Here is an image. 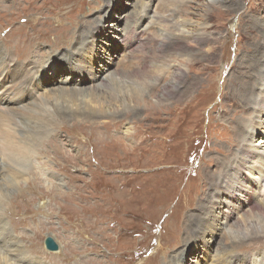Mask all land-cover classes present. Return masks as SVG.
<instances>
[{"label":"rangeland","instance_id":"rangeland-1","mask_svg":"<svg viewBox=\"0 0 264 264\" xmlns=\"http://www.w3.org/2000/svg\"><path fill=\"white\" fill-rule=\"evenodd\" d=\"M33 1L15 0L14 5L13 0H0V42L15 60L17 51H24L18 40L29 31L27 27L44 20L39 11L42 0L35 1V9L31 5ZM238 2L216 0L206 7V0H192L181 5L182 10L175 13V19L184 23V31L192 28L191 33L198 35L201 43L182 44L177 39L180 34L174 32L169 43L175 53L167 47L164 54L167 56L171 52L177 59L172 60L173 63L165 62L157 82L150 77L144 78L152 88L143 101L136 102L132 98L137 82H142L143 77H125L117 90L121 92H115L119 102L111 100V111L96 117V123H90L87 117L78 123L47 126L48 131H55V139L59 137L57 129L60 127L80 136L70 139L64 132L60 133L57 163L41 157L40 164L47 174L40 177L41 182L28 185L29 180H37L36 171L29 172L28 178L13 180L17 185L13 187L0 176V186L7 194L4 203L7 209L20 202L23 208L27 205L23 211H9L6 215L8 226L20 229L16 232L11 228L12 236L21 240L23 234L26 240H21V245L33 248V252L34 246H38L43 253L38 260L43 264H63L64 256L59 252L73 246L80 249L82 242L88 241L84 235L71 238L69 245L65 242L75 232L70 226L68 210L75 211L78 206L91 208L95 216L101 214L104 218L95 236L96 239L103 236V240L97 241L95 248L84 256L106 260L107 264H164V261H170L169 264L178 261L179 264H217L222 253L230 249L219 246L225 243L224 235L229 230L248 224L249 229L254 226L264 231V215L259 209L264 205V115L258 114L261 107L256 111L248 103L249 97L237 90L239 84L246 89L257 79L264 88V57L260 58L264 56V0H240L239 8ZM164 3L171 5L167 0H78V10L76 3L68 13L64 9L59 14H65V18L53 21V25H63L68 30L62 33L68 42L58 50L47 43L51 51L38 60L39 70H44L46 75L45 78L40 73L37 76L47 78L43 90L67 85L63 81L72 73L63 69L71 59L65 53L76 47L82 52L80 61L84 58L83 65L89 74L70 76L73 81L67 82L69 89L74 84L88 88L94 83L89 81L90 75L98 77L99 84L115 70L143 69L145 63L152 61L145 54L152 45L148 43L150 47L142 49L141 34L131 39L123 37L120 31L127 24L140 20V30L153 28L159 35L166 34L153 14L159 5L162 10ZM166 6L163 11L167 10ZM168 9L173 10L172 7ZM197 13L202 14V18ZM237 15H240L235 25L238 35L230 25L224 26L230 20L234 25L233 17ZM38 51L35 45L30 57L40 56ZM138 51L140 59L133 57ZM54 59L58 67L51 66ZM225 62L226 67L222 69ZM177 63L182 72L177 83L179 94L163 97L162 88H168ZM260 69L263 72L259 74ZM77 70L82 71V68L77 66ZM100 70L102 72L97 74ZM226 70L227 74L223 72ZM0 84L5 86L6 82L0 81ZM125 90L128 92L124 93ZM253 94L257 101L260 91L254 89ZM123 104L130 109L122 108L126 106ZM118 112L120 115H115ZM96 124L108 130V142L88 139L87 133H81L83 127ZM50 135L43 138L37 150L52 151L48 143L53 138ZM151 150L158 152L149 153ZM243 150H249L251 157L246 155L241 161ZM134 164L144 168H136ZM238 164L241 166L238 171L230 168ZM3 172L0 168V173ZM228 172L227 186L211 183L213 177ZM19 195H23L21 200ZM206 215L212 216L211 219L206 220ZM194 216L201 217V222L213 221L214 231L197 235ZM38 220L46 227L39 229ZM88 229L92 231L93 227L88 226ZM187 231L194 233L189 237ZM187 235L188 240H185ZM246 235L250 238L249 233ZM46 238L57 245L56 252L46 250ZM260 239L231 249L250 262L264 264V237ZM256 253L259 255L255 256Z\"/></svg>","mask_w":264,"mask_h":264},{"label":"bare ground","instance_id":"bare-ground-1","mask_svg":"<svg viewBox=\"0 0 264 264\" xmlns=\"http://www.w3.org/2000/svg\"><path fill=\"white\" fill-rule=\"evenodd\" d=\"M35 1L38 2L39 0H34L31 3L33 9L36 8L34 6ZM167 1L168 2L170 1L171 5H169V3L168 4L164 3L162 10H161V5H159V7L153 13L154 16L156 17L155 22H157V25L160 28L164 29L166 34L159 35L157 31H154L153 28H151L148 29L149 34L147 35L148 30L147 31L142 29L140 30V24L138 23L140 22V20L135 21L133 24H127L125 28L122 31H120V34L123 37L131 38V39L136 37L138 38L139 34H141L140 40L142 43L141 44L142 49H144L145 47L146 49L150 47L149 44L152 45L150 48H148L149 51H147V53L143 52V54L144 53L146 54L148 59L152 58V61L149 62L148 64L145 63L146 65L144 64V61H142V64H144L143 69L136 68L135 70H131V71L123 70V69L115 70L113 73H110L109 76L106 77L104 82H100L99 84L96 82L98 77L96 78L95 75H90L89 81L94 83H90V85L87 86L88 88L80 87L75 84L72 85L71 89H69L70 87L68 88L67 82L69 81L71 83L73 81L70 78V76L72 77L74 76V74L75 75L89 74V71L85 70L86 67L83 65L84 58L82 59V61H80L81 60L80 58L82 57L80 56V54H82V52L81 50L78 51L77 47L76 49H74L75 51L73 50L65 53V55L71 57V59L70 62L68 63V67H63V69L72 73L63 81V83L67 84L66 86H59L52 89L50 88L49 90L48 89L43 90V85L47 84V80H46L47 78L41 79V75L44 77L46 73H44V70H39L40 64L38 62V60L44 58L45 54L51 51V47L53 49L58 50L61 45L68 42L67 37L62 36V33L66 34L68 33V30L64 28L63 25H58V26L53 25V21H57L58 19L65 18V14L63 16H60L59 13H61L64 9L66 10V13H68V10L71 8V5L73 3H76V10H78L77 9L78 0H65V2H62L61 0H42V3L39 7V11L40 13L43 14L44 20L42 22H37L32 25L29 23L30 25L27 27L29 31L24 35L23 38L18 40V44L23 46L24 51L23 52H21L20 50L17 51L18 54L17 60H15L12 57L11 53L7 52V49L2 48L0 42V81L2 83L6 82L5 86L0 84V160H2L0 164V168H1V172L4 171L3 174L0 173V176H2V179H4L5 182H8V185L10 187L17 186L15 183H12L13 180H16L18 178H22V179L28 178L29 172H34V171H36L38 175L37 180L35 179L29 180L28 185L34 186L37 183L41 182L40 177L46 174V172L43 171V168L40 164L41 157L50 159L51 161H55L57 163V157L60 155V152L57 149L58 147L57 140L60 137V133L64 132L65 135L70 139H76L80 136L75 133H70L64 127H60V130L57 129V135L59 137L55 139V136H53L55 134V131L54 130L48 131L47 129L49 127L47 126L52 127L55 124H57V126H61L67 123L70 124L71 122L78 123L85 121L87 117H90L88 118V121L90 120L92 121L90 123H96L97 122L95 121L96 117L104 116L106 113L111 111V105H109V102L111 100L115 102H119V97L115 98L116 96L115 92L117 93L121 92L117 90L121 87V83L122 81H124L125 77L131 79L134 78L138 79L140 77H143L142 82H137L138 86L135 87L136 91L132 95L133 100H135L136 102L143 101V98L145 97L146 93L149 92L150 89L152 88L151 84H149L147 80H144V78L150 77L157 82V76L158 75L160 76L164 71L163 65L165 64V62L168 63V62H172V60L174 59H177L175 58L176 56H171L172 55L171 52L175 53V50L173 49V47H171L173 45L169 43L170 41H172L170 39L171 36L173 37L174 32L180 34L178 36L181 37L177 39H179L180 42H182V44L185 43L187 46H190L191 44L198 45L199 42L201 43L198 35L193 34V32L191 33L190 30L192 28L188 31L185 30L187 31L185 32L183 27L184 23L182 25V22H179V20L175 19L176 16L175 13L182 10L180 8L181 5L187 4L188 2H192V0H167ZM206 1L207 4H204V6L208 7V5H211L212 1H216V0H206ZM13 4L15 5V0H13ZM166 5L172 7L173 10L170 11L168 9L169 7H167ZM165 6L167 10L163 11ZM240 6L241 3L239 0L238 8ZM146 10H149V7H146ZM247 10L245 11V13L247 12ZM237 12L239 11H236L235 13ZM197 14L199 18H202V14L201 15L199 13ZM57 16L59 18H57ZM239 16L240 15L233 17V19L236 20V23L234 25L233 23L232 24L230 23L231 20L224 25V26L230 25V27L234 28V32L237 35H238V33H236L237 27L235 25L238 23L237 20ZM89 27L91 26L89 25ZM47 43H49L51 47L48 46ZM35 45H37V50H40L38 51L40 56L31 58L30 57L31 50ZM167 47L172 49L171 52H168L169 56L168 54L167 56H165L164 54ZM256 54H258V52L255 53L254 56H256ZM90 57L92 60L95 59L94 56H90ZM133 57L136 59H140L139 51L137 56H133ZM257 57L258 56H256V60ZM261 57L264 56H260V58ZM260 58L258 59L259 61ZM159 59L162 61L159 62ZM165 59L166 61H164ZM46 62H48V58ZM174 63L176 64V60L174 61ZM225 64L226 62L221 66H224ZM233 64L234 63H232V65ZM178 65H179L178 63L176 67L174 65V70L171 73L172 79L168 88L167 89L162 88L161 95L163 97H165L164 95L173 96L175 92L178 93L179 86H177V83L179 82V79L182 76V72L180 71ZM51 66L58 67L57 59H54ZM77 66L81 67L83 72L78 71ZM225 67L226 66L222 67V69ZM49 69L51 71L53 70V68H49ZM227 70L223 72L227 74ZM53 72H55V70H53ZM101 72L102 70H100L97 74H100ZM151 72L153 73L152 75H150ZM262 72H263L262 69H260L259 74ZM9 73H11L10 77L8 76ZM39 73L41 74L40 78L37 76ZM229 75L230 73L228 74V76ZM239 85L241 87L240 86L237 87L238 93L241 91L244 93V94L242 93L243 95L248 96L249 97L248 103H250L251 106L255 108L256 111L258 110L259 107H261L259 108L261 111L258 112V114L264 115V88L262 87L263 85L261 81L257 79L256 81H254L253 86L248 85V88L246 89H244L242 84ZM254 89H258L260 91L257 101L254 98L255 96L253 94ZM42 91L45 92L40 93ZM126 92L128 91L125 90L124 93ZM143 93L144 95H142ZM37 94L38 96L36 98ZM252 96L253 98H251ZM106 100L109 101L107 102ZM128 107L129 106L126 105L125 107L122 108L129 110L130 108ZM115 115H120V113L118 112ZM79 118L82 119L79 120ZM246 128L249 129L248 126H246ZM49 133L51 134L50 136L53 137L52 139L50 138V141L48 142L49 146L52 148V151L50 152L43 149L37 150L36 148L43 144V138L46 137ZM81 133H87L86 135L88 139L98 140L102 142H108L109 140L108 130L104 128V126H102L101 124H96L95 127H87V126L83 127ZM232 142L234 143L235 141ZM148 152L152 154H156L158 150H151ZM242 152L244 153L245 156L243 154L240 156L242 160L239 157L241 161H243L246 158V155L248 157H251V153L249 152V150L246 151L243 150ZM140 156H142V154H140ZM134 167L144 168L143 166L140 167L137 164H134ZM240 167H241L240 164L235 166L234 165L230 166L231 169H236L237 171ZM229 175L230 173L228 172L226 175L223 174L220 176H215L216 182L213 181L215 180L213 177L211 179V183H213V185L215 183L216 185L220 184V187H223L224 185L227 186L228 181L226 179ZM31 191L34 192L33 189H31ZM232 191L234 190L232 189ZM230 196L233 197L232 195ZM18 197L19 200H21L23 195H19ZM6 200H7V194L0 186V264H43L41 260H38L43 256V253L39 249V247L34 246L35 251L33 252V248H27L26 246L25 247L22 246L21 240H26L25 236L22 234L20 236L21 240H19L18 236H17L18 240L15 239L12 236L11 228L14 229L16 232H18L20 229H17L15 227H9L8 226L9 223L6 219V215L7 213H9V211H12L13 213H16L17 210L23 211L26 209L27 205L23 208L22 203L20 202L18 205H14V206L10 205V209H7V207L4 205ZM54 201L57 202V199H55ZM5 207L7 210L5 209ZM259 209L261 213L264 215L263 204L259 206ZM75 211L73 209L68 210L67 216H69L71 218L70 220L72 221L70 226L75 229V232L71 236H69L68 239L66 238L65 242H67L69 245L71 238H81L84 235H87L88 241H83L80 249L74 246L71 248L70 246H68L70 250L64 251L63 249L62 252H59L60 255L64 256L63 264H90V263L107 264L106 260H97L90 258L86 259V256H84L86 252L93 250L95 248L97 241L103 240L104 238L103 236L98 239H96L95 236H97L98 234V232H96L98 228L97 226L99 223L103 221L104 218L102 217L101 214H99L98 217L95 216L94 215L95 213L91 210V208L80 209V207L78 206ZM79 215H81V217H79ZM211 217L212 216L208 215L205 219L209 220L211 219ZM194 218L196 219L197 222L195 231L196 232L199 231L197 235H201L204 232L207 234L214 231L212 230L214 229L213 221H212L213 223L205 220H204L205 222H201L200 219L201 217L194 216ZM245 221L247 220H243L244 223ZM247 225L248 224L242 227L237 226L236 229L229 230L228 234L225 233L224 235L225 243L219 246L222 248H227V249L230 248V249L222 253L221 257L218 259L217 264H255L254 262H250V260L247 259L246 256H239L234 254L233 249H231L233 247L239 248L243 245L251 244L252 242H254L252 241L253 239H255L256 241V238H259V240H261L260 237H264V231L254 226L249 229L247 228ZM88 226H92L93 230L90 231L88 229ZM198 226L201 227L200 230ZM45 227L46 225L38 220V228L43 229ZM193 233L192 231H187L189 237L192 236ZM248 233L250 234L249 235L250 238H248V236L246 235ZM161 240L162 238L160 237V241ZM185 240H188V235H187V239ZM31 241L34 245H36L34 240ZM258 245L255 244V246ZM89 246L93 248L90 249ZM246 253H248V251L242 254H246ZM256 255L259 254L256 253L255 256ZM179 258L180 256H178L177 259ZM169 262L167 261L166 263L164 261V264H169ZM177 263L179 264V261Z\"/></svg>","mask_w":264,"mask_h":264},{"label":"water","instance_id":"water-1","mask_svg":"<svg viewBox=\"0 0 264 264\" xmlns=\"http://www.w3.org/2000/svg\"><path fill=\"white\" fill-rule=\"evenodd\" d=\"M44 246L46 250L50 252H56L58 250L57 245L51 238H46V240L44 241Z\"/></svg>","mask_w":264,"mask_h":264}]
</instances>
